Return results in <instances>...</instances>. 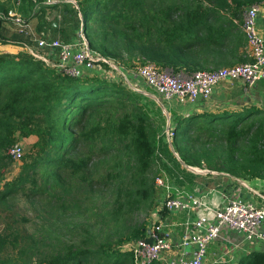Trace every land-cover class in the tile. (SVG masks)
I'll return each mask as SVG.
<instances>
[{
  "label": "trees",
  "instance_id": "16d2710c",
  "mask_svg": "<svg viewBox=\"0 0 264 264\" xmlns=\"http://www.w3.org/2000/svg\"><path fill=\"white\" fill-rule=\"evenodd\" d=\"M42 1L44 0H27L22 8L23 14L26 15L29 9V16L32 13L30 18L37 19L36 33L39 35L43 32L47 33L48 30L58 31L61 41H71L80 25L77 12L71 5L63 3L64 0H56L58 2L53 5H44ZM74 1L77 2L82 14L83 34L90 49L106 59L115 60L111 54L113 44H103L105 40L97 44L93 29L89 27L90 10L96 8L102 19L123 26L124 29L119 32L112 29L109 32L116 37H124L122 41L129 46L132 54L138 53L140 57L154 62L161 68L170 67L163 62V43H166L169 50L175 39L192 36L196 31L194 25L201 23L200 13L210 10V8H203L201 0H193V6H188L184 12L182 19L184 21L170 22L169 18L180 11L177 10L179 7L166 6L148 15L143 9L141 0ZM206 1L208 4L219 5L220 9L227 8L229 4L228 0ZM254 1L264 0H230L236 7H242L243 3L251 4ZM8 11V7L0 0V43L31 44L27 41L28 39L19 38L15 33H11L10 36L5 27L9 22ZM53 13L56 14V18L49 20ZM193 14H196L199 20L195 24L190 20ZM55 22L56 27L53 25ZM33 45L36 47L35 43ZM103 66L107 68V65ZM119 66L126 69L121 64ZM171 68L175 70L174 66ZM92 74L93 72L80 78H72L28 53L0 54V151L10 147L17 139L35 138L28 156L21 158L24 162L23 172L30 170L33 185H36V169L48 170L49 165L55 166L56 160L51 155L52 151L62 153L64 156V158H58V167H64L73 173L81 169L86 170L87 161L82 158L67 157V149L80 138L90 142L100 139V132L105 127H100L98 124L92 125L79 136L73 134L72 128L90 110L98 108L101 102H105L104 98L117 96L116 99L122 105L123 100L132 97L133 100H137L136 103H139L138 113L125 112L118 118L113 132L115 138L109 147L119 145L116 151L123 150L132 159L139 176H144L155 160L164 166L166 163H172L176 169H179L180 164L167 145L161 138H157L159 131H150L151 121L156 113L160 112L159 109L155 110L151 107L155 105L153 101L122 83L106 81L100 78L98 73H96L98 77ZM194 123L204 125L199 127L202 128L203 133L208 134L205 144L218 145L216 142L218 140L223 149L218 160L219 166L213 167L208 164V168L242 178L244 181L264 180V112L252 110L245 113L223 114L204 118V120L195 116L177 119L174 127L175 136L172 138L174 151L178 153L186 166L200 167L201 159L192 154V146L189 145L192 139L186 141V134L194 131ZM96 147L94 143L89 145L90 149ZM103 149L100 146L98 151ZM20 182L21 179L18 180V183ZM180 185L183 186L182 183ZM135 193L139 200L129 201L128 206L125 203L116 202L118 212L123 209L127 212L137 211L139 203L150 197L153 199V206H157L161 197V190L153 185L150 193L144 189L137 190ZM118 197H121L119 193ZM146 232L147 227L144 224L130 235L123 237L117 243L118 248L125 243L143 238ZM6 244V239L0 237V249ZM110 245H102L95 251L78 250L68 246L65 253L48 257L42 261V264H80L92 255L112 258L114 263L123 261L124 264H133L130 253H122L118 248L110 253ZM105 247L107 248L104 249ZM238 264H264V250H256L241 256Z\"/></svg>",
  "mask_w": 264,
  "mask_h": 264
},
{
  "label": "rangeland",
  "instance_id": "374dc122",
  "mask_svg": "<svg viewBox=\"0 0 264 264\" xmlns=\"http://www.w3.org/2000/svg\"><path fill=\"white\" fill-rule=\"evenodd\" d=\"M26 1L20 0L21 6L15 5L16 0L13 1L14 6L10 7L9 2L5 4L10 7L11 11L27 19L28 15L22 12ZM141 1L148 15L166 6L179 7L177 10H180L178 12L183 15L188 6H193V0ZM190 1L191 3H187ZM46 2L53 4L56 0H44L42 4L47 5ZM74 2L77 5V2ZM254 3L259 2L254 1L251 4ZM249 4L243 3V6L248 7ZM230 5L233 4L230 2ZM230 5L228 4L230 9L231 7L236 10L242 8ZM90 17L89 27L93 29L97 44L102 40H105L103 44H113L111 54L115 60H108L114 65L121 64L131 76H134V68L137 65L144 62L155 64L140 57L138 53L132 54L129 46L122 41L124 37L119 38L109 32L111 29L116 32L123 30L121 24L115 25L102 19L96 8L90 10ZM54 18H56L55 13L50 15L49 20ZM5 27L8 33L17 34V27L12 22L6 23ZM20 35H24V39L29 38L27 41L31 43L22 46L24 52L35 51L33 45L35 37L32 38L30 34ZM38 53L46 57L45 53L39 51ZM46 64L51 67L50 64ZM92 75L97 76L94 72ZM98 75L101 76L99 73ZM142 90L144 91V88ZM116 98L117 96L104 98L105 102H101L98 108L90 110L72 128L73 134L79 136L92 125L98 124L100 127H105L100 132V139L90 142L85 138H80L71 145L72 147L70 146L71 148L67 149V157L82 158L87 161L86 170L81 169L73 173L69 169L58 167V158H64V156L62 153L52 151L51 155L56 160L54 161L55 166L49 165L48 170L36 169V185H33L30 170L23 172L24 162L11 160L6 154L9 147L0 151V237L6 239L7 242L0 249V264H42V261L48 257L65 253L68 246L78 250L95 251L102 245L111 244L110 253H112L116 251L117 243L123 237L130 235L144 224L148 228L152 222L151 216L157 209L156 205L153 206L152 197L141 201L139 209L134 212H127L126 209L118 212L116 202L119 201L128 206L129 201L139 200L135 193L137 190L144 189L150 193L152 185L156 186L155 179L165 173L166 168L173 173L183 168L197 173L203 167L208 168V164L213 167L219 166L220 152L223 151L221 144L218 140H216L218 145L205 144L208 134L203 133L202 128L199 127L204 125L194 123V131L186 134V141L192 139L189 145L192 146V154L201 159L200 167L186 166L178 153L174 151L173 141L166 140L167 147L181 168L176 169L172 163L165 164V167L164 164L155 160L149 171L144 176H139L132 159L123 150L122 152L116 151L119 145L109 147L115 138L113 132L118 118L125 112L138 113L139 103L130 97V99L123 100V104L120 105ZM153 103L155 105L151 107L158 110L159 105L156 102ZM166 121L170 119L166 117L165 120L164 114L160 113H156L151 121L150 131H159L157 138L167 129ZM34 141L33 137L17 139L11 146L20 144L23 156H28ZM90 143H94L97 147L90 149ZM100 146L104 148L103 151H98ZM19 179H21L20 183H18ZM120 248L121 246L118 249ZM80 264H124V262L114 263L112 258L92 255Z\"/></svg>",
  "mask_w": 264,
  "mask_h": 264
},
{
  "label": "built area",
  "instance_id": "2783aa9c",
  "mask_svg": "<svg viewBox=\"0 0 264 264\" xmlns=\"http://www.w3.org/2000/svg\"><path fill=\"white\" fill-rule=\"evenodd\" d=\"M56 1L55 3H57ZM65 4L77 12L80 21L79 29L69 42L50 40L43 32L33 38L36 44L35 51H29L35 59L48 63L60 73L72 78H80L92 72L99 73L100 78L106 81L122 83L131 90L141 93L151 101L161 99L163 113L168 116L171 104H195L197 101H207L214 90L223 82L241 81L245 86L252 87L260 81H264V40L257 29V17L263 3L249 5L244 12L242 31L246 39L248 49L247 62L231 67L218 68L215 70H199L191 74H182L164 69L150 62H144L134 68V75L138 78L133 80L128 70L114 65L110 60L102 57L98 52L90 49L88 41L83 34L82 18L74 1L64 0ZM19 3L17 0L15 5ZM53 3V4H55ZM47 5H53L48 4ZM7 18L17 27L19 34H26L27 19L9 10ZM38 51L51 53V56H41ZM53 60H49V58ZM103 65H107L105 68ZM144 88V91L142 90ZM142 92L150 94L145 95ZM154 99H153V98ZM158 104V103H157ZM168 121L167 129L161 133L167 141L175 136L173 127ZM160 136V137H161ZM158 136V138H160ZM7 156L18 162L23 156L22 146L13 145L7 149ZM157 188L165 191L162 206L168 212H195L197 216L193 220H187L184 225L182 238L179 242L181 248H193L191 256L182 253L179 256H170L171 243L163 232V224L160 221L151 222L145 236L135 241L122 245V252L132 255L133 264H223L218 258L213 263L207 260L208 246L215 241L222 228L234 231L243 236L248 242L257 241L262 244L264 250V231L260 227L264 224V191L257 193L258 202L246 200L242 197L227 198L222 205L208 204L207 196L212 192L195 196L182 190H176L172 195L170 178L162 173L155 179ZM146 239H150L148 244ZM225 257V256H224Z\"/></svg>",
  "mask_w": 264,
  "mask_h": 264
},
{
  "label": "crops",
  "instance_id": "0c3cea01",
  "mask_svg": "<svg viewBox=\"0 0 264 264\" xmlns=\"http://www.w3.org/2000/svg\"><path fill=\"white\" fill-rule=\"evenodd\" d=\"M13 1L1 0L3 4L9 2L8 5L10 7L11 5L14 6ZM201 1L204 3L203 8H210V10L200 13L202 15L201 23L194 25L196 31H194L193 35L175 39L169 50L166 43H163V62L170 65V67H165L164 69L182 74H191L199 70H215L231 67L249 60L246 39L242 31L243 16L247 6H242L239 10L232 7L231 9L228 7L223 10L217 4H208L206 0ZM8 5L5 4L10 10ZM27 12L28 28L26 34H30L32 38L39 37L41 34L38 35L36 33L37 19L30 18L32 13L29 16V9ZM183 15L181 12L174 13L169 18V21L182 22L184 21L182 20L184 18ZM59 20L58 17V22ZM190 20L194 24L199 22L196 14H193ZM56 26L57 23L54 27ZM257 29L264 40V8H261L258 13ZM44 33L50 40H61L58 31L48 30L47 33ZM17 35L19 38H24V35H20L18 32ZM22 46H26V43L20 45L0 43V54L24 52L25 50ZM39 52L45 53V56H51V53ZM49 60H53L52 57ZM172 66L175 67V70L171 68ZM131 77H134V81L138 79L135 75ZM167 107L169 108L170 125L173 129L175 127L174 122L179 118L195 116L200 118V120H204V118L217 117L223 114L245 113L252 110L264 112V81H260L252 87L245 86L241 81L223 82L214 90L207 101L199 100L192 105L173 103ZM159 110L160 114H164L162 109L159 108ZM164 116L166 120L168 116L166 114ZM167 123L168 121H166ZM160 138L164 140L162 142L166 145L165 137L161 136ZM165 174L168 179L170 178V185L173 188L171 191L172 195H175L176 190L186 191L195 196H203L212 192V194L207 196V202L208 204L214 203L216 206L222 205L225 199L232 197H242L246 200L258 202L259 199L256 194L264 191V180L255 179L247 182L242 180V178H236L227 173L218 172L207 167L201 168L197 173L185 168L177 173H173L168 169L165 171ZM159 189L161 190V197L158 201L155 214L151 216V220L152 222L160 221L163 224V232L172 247V251L169 253L170 256H179L182 253H185V256H191L193 248H181L179 242L182 238L186 221L188 219H195L197 213L196 211H166L162 206L165 191L161 188ZM260 230L264 231V224L260 227ZM262 247L260 242L252 241L250 243L244 240L240 234L222 228L219 237L208 246L207 260L213 263L218 258H221L224 262L223 264H238L241 256L256 250H262Z\"/></svg>",
  "mask_w": 264,
  "mask_h": 264
},
{
  "label": "water",
  "instance_id": "95a60500",
  "mask_svg": "<svg viewBox=\"0 0 264 264\" xmlns=\"http://www.w3.org/2000/svg\"><path fill=\"white\" fill-rule=\"evenodd\" d=\"M79 17L82 18V14H81V13H80ZM54 25H56V23H55ZM142 93L145 94V95L151 96L150 94H147V93H145V92H142ZM152 98H153V97H152ZM153 99H154V98H153ZM157 103H158V105H159L160 107H162V104H161L162 101H161V99H159V100L157 101ZM162 108H164V107H162ZM179 161H180V160H179ZM192 170L196 171L195 169H192ZM145 242L149 244V243L151 242V240H150V239H146Z\"/></svg>",
  "mask_w": 264,
  "mask_h": 264
}]
</instances>
